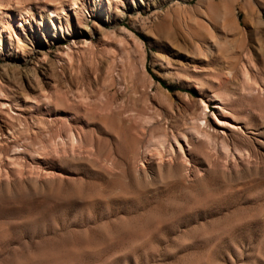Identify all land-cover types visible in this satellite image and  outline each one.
<instances>
[{
    "label": "rangeland",
    "instance_id": "rangeland-1",
    "mask_svg": "<svg viewBox=\"0 0 264 264\" xmlns=\"http://www.w3.org/2000/svg\"><path fill=\"white\" fill-rule=\"evenodd\" d=\"M0 264H264V0H0Z\"/></svg>",
    "mask_w": 264,
    "mask_h": 264
},
{
    "label": "bare ground",
    "instance_id": "bare-ground-1",
    "mask_svg": "<svg viewBox=\"0 0 264 264\" xmlns=\"http://www.w3.org/2000/svg\"><path fill=\"white\" fill-rule=\"evenodd\" d=\"M76 8H78L76 2H75V1L70 2V9H76ZM85 24H86V23H85ZM84 26H86V25H84ZM21 38H22V37H21Z\"/></svg>",
    "mask_w": 264,
    "mask_h": 264
}]
</instances>
